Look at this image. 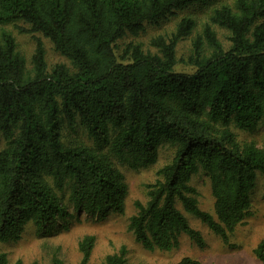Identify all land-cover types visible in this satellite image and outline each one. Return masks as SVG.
<instances>
[{
  "label": "trees",
  "instance_id": "16d2710c",
  "mask_svg": "<svg viewBox=\"0 0 264 264\" xmlns=\"http://www.w3.org/2000/svg\"><path fill=\"white\" fill-rule=\"evenodd\" d=\"M195 6L206 9L204 17L185 14L172 32L150 40L152 51L132 39L118 48ZM20 22L19 33L48 39L68 65L48 68L40 38L28 63L6 29ZM183 39L190 52L179 60ZM259 127L264 0H0V244L18 240L27 226L50 233L80 214L122 215L127 187L116 165L148 167L169 144L173 155L145 185L146 202H134L128 230L146 251L175 249L182 234L203 247L188 214L227 245L253 214L259 178L264 198V148L237 136ZM200 171L212 213L199 208L191 185ZM94 245L92 235L78 242L79 264ZM253 254L264 264V241ZM125 255L121 247L104 264H134ZM0 264H10L1 251ZM50 264L62 262L53 256Z\"/></svg>",
  "mask_w": 264,
  "mask_h": 264
},
{
  "label": "rangeland",
  "instance_id": "374dc122",
  "mask_svg": "<svg viewBox=\"0 0 264 264\" xmlns=\"http://www.w3.org/2000/svg\"><path fill=\"white\" fill-rule=\"evenodd\" d=\"M190 12L194 13L198 19H202L206 9L195 6L177 12L158 25L146 26L145 31L136 38H123L117 43V46L121 48L132 39L140 43L144 50L152 51L149 46L150 40L157 35H166L172 32L178 20ZM19 27L26 28V25L20 22L7 25L6 29L13 34L18 50L26 57L28 63L34 50L35 39L40 38L44 45L48 68L58 63L68 65V62L53 49L48 39L38 33H19ZM218 37L224 47H227L226 32L219 30ZM189 49L190 39L181 40L177 45V59L185 60L190 52ZM177 69L190 72V68L184 66L183 63H179ZM237 136L241 140L254 142L257 147L264 148V128L262 127L250 133L237 131ZM78 137L86 144H91L82 132ZM173 151L171 145L163 144L159 148L157 161L153 165L137 170L116 165L124 176L127 187L122 215L109 214L100 218L98 215L80 214V220H73L68 229H61L57 225L52 228L50 233H38L32 226H27L18 240L0 244V251L6 254L10 264L16 260H21L23 264H31L34 261L38 264H50L53 256L60 259L62 264H79L81 254L77 244L85 235H92L95 245L87 264H104L105 257L117 253L121 247L126 249V259L134 264H177L183 258H190L202 264H260L256 260L253 250L259 242L264 241V198L261 178L258 179L257 186L251 196L252 216L246 218L244 224L237 227L227 245L206 225L188 214L185 216L189 225L203 237V247H198L184 234L179 237V246L170 251H146L141 244L135 241L134 236L128 230V219L135 213L134 202H146L145 185L155 180L157 169L170 161ZM191 185L197 191L199 208L212 213L213 198L206 175L201 171L198 172L192 176ZM178 208L182 211L180 206Z\"/></svg>",
  "mask_w": 264,
  "mask_h": 264
}]
</instances>
